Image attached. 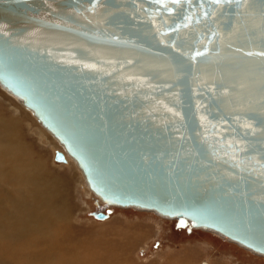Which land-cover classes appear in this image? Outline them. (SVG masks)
<instances>
[{
    "label": "water",
    "instance_id": "obj_1",
    "mask_svg": "<svg viewBox=\"0 0 264 264\" xmlns=\"http://www.w3.org/2000/svg\"><path fill=\"white\" fill-rule=\"evenodd\" d=\"M261 52L264 0H0L1 85L102 201L264 255Z\"/></svg>",
    "mask_w": 264,
    "mask_h": 264
},
{
    "label": "rangeland",
    "instance_id": "obj_2",
    "mask_svg": "<svg viewBox=\"0 0 264 264\" xmlns=\"http://www.w3.org/2000/svg\"><path fill=\"white\" fill-rule=\"evenodd\" d=\"M56 149L66 153L0 86V264H67L72 256L86 257L87 264L105 257H118L119 264H264V255L186 221L107 204L74 159L57 162ZM28 210L40 217L32 227L37 232L10 237ZM12 245L27 249L13 252Z\"/></svg>",
    "mask_w": 264,
    "mask_h": 264
},
{
    "label": "bare ground",
    "instance_id": "obj_3",
    "mask_svg": "<svg viewBox=\"0 0 264 264\" xmlns=\"http://www.w3.org/2000/svg\"><path fill=\"white\" fill-rule=\"evenodd\" d=\"M0 86L7 92V93H9V94H11V95H13L14 97H16V99L20 102V103H22L29 111H31V113L35 116V118L37 119V121L45 128V129H47L42 123H41V121L37 118V116L34 114V112L32 111V109L31 108H29V107H27L24 103H23V101L17 96V95H15L13 92H11V91H9L8 89H6L3 85H1V83H0ZM48 131H49V129H47ZM50 133H51V131H49ZM52 135H53V133H51ZM54 136V135H53ZM2 138V137H1ZM57 138V137H56ZM4 139V138H3ZM63 146H64V144L59 140V139H57ZM65 148V147H64ZM67 155L68 156H70L72 159H74L75 160V158L69 153V152H67L66 151V157H67ZM56 161V160H55ZM76 161V160H75ZM58 162V161H57ZM60 163H64V162H60ZM66 163H68V160H67V162ZM76 163H77V161H76ZM77 165H78V163H77ZM79 166V165H78ZM46 168V167H45ZM79 168L81 169V167L79 166ZM81 171L83 172V170L81 169ZM83 175H84V173H83ZM84 177H85V175H84ZM85 180H86V178H85ZM86 183H87V185L89 186V184H88V182L86 181ZM89 188L91 189V187L89 186ZM91 191L93 192V190L91 189ZM94 193V192H93ZM19 194V193H18ZM19 196V195H18ZM17 197V196H16ZM17 198H14V199H12V200H16ZM22 199V198H21ZM21 199H19L20 201H22ZM15 202V201H14ZM17 202V201H16ZM17 203H19V201L17 202ZM24 202H22V204H23ZM26 206V205H25ZM131 207H135V206H131ZM135 208H138V209H140V210H147V211H153V212H155V213H157L156 211H154V210H150V209H145V208H139V207H135ZM27 211V210H26ZM25 211V212H26ZM13 214V213H12ZM21 214V213H20ZM157 214H159V213H157ZM22 215H23V217H22V219L20 220V222H18L19 223V225H14L15 226V228H14V230L13 231H11V235H10V237H16V236H19V237H21V238H25V236H26V238L27 239H30L31 237H32V234H33V231H35L36 229H38L37 227L35 228V230H33V226H34V224L35 225H37L38 223L36 222L37 220H39L40 219V217L38 216V213H35V212H33V211H31V210H28V212H26V213H22ZM159 215H161V216H163V217H165L166 218V216H164V215H162V214H159ZM16 216V215H15ZM12 218V217H11ZM170 218V217H169ZM18 219V218H17ZM19 220V219H18ZM10 221V220H9ZM17 222V221H16ZM37 223V224H36ZM10 224H12V223H10ZM43 224V223H42ZM7 225V224H6ZM13 225V224H12ZM41 226V225H40ZM9 227V226H8ZM35 227V226H34ZM11 228V227H10ZM13 228V227H12ZM202 229H204V230H206V231H211V232H213V233H215V234H217V235H219V236H221V237H223V238H225V239H227V240H229V241H232V242H235V243H237V244H239V245H241V246H243L244 248H246V249H248V250H250V251H252V252H254L255 254H258V255H263V254H260V253H258V252H255L254 250H252V249H250V248H248V247H246L245 245H243V244H241L240 242H238V241H235V240H233V239H231V238H229L227 235H224V234H222V233H220V232H217V231H215V230H213V229H205V228H202ZM31 230H32V232H31ZM37 232V230L35 231V233ZM40 233V232H39ZM6 234V233H5ZM39 235V234H38ZM36 236V235H35ZM36 237H38V236H36ZM35 238V237H34ZM22 241V240H21ZM13 246V245H12ZM17 249H23V250H25V249H27V248H23V247H15V246H13L12 247V250H13V252H14V250H17ZM102 252V251H101ZM26 255V254H25ZM104 257V256H103ZM116 257V256H115ZM63 258V257H62ZM68 258V257H67ZM70 258H72V259H70ZM70 258H68V263L67 264H87L86 263V260H85V258L86 257H82V256H72V257H70ZM106 258V257H105ZM105 258H103V263H101V261L100 262H95L94 260H93V262L91 263V264H119L120 262H121V260L119 261L118 259V257L117 258H108L107 257V259H105ZM89 259V258H88ZM87 261H89V260H87ZM90 263V262H89Z\"/></svg>",
    "mask_w": 264,
    "mask_h": 264
},
{
    "label": "snow or ice",
    "instance_id": "obj_4",
    "mask_svg": "<svg viewBox=\"0 0 264 264\" xmlns=\"http://www.w3.org/2000/svg\"><path fill=\"white\" fill-rule=\"evenodd\" d=\"M157 2H160V0H157ZM173 3H179V0H172ZM214 2L216 4H220L221 3V0H214ZM165 7H167V5H165ZM169 11H171V9H169ZM205 15H207V13H205ZM253 54H256V55H260V56H264V52H261V53H248V55H253ZM196 55H201V53H196Z\"/></svg>",
    "mask_w": 264,
    "mask_h": 264
}]
</instances>
